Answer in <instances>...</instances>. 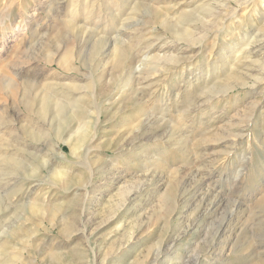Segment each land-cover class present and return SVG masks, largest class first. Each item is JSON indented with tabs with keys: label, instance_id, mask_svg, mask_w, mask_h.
<instances>
[{
	"label": "rangeland",
	"instance_id": "1",
	"mask_svg": "<svg viewBox=\"0 0 264 264\" xmlns=\"http://www.w3.org/2000/svg\"><path fill=\"white\" fill-rule=\"evenodd\" d=\"M58 1L0 0V127L7 119L10 123L3 129L2 137L18 136L39 147L37 153L44 159L52 158L54 163L49 166L54 168L58 163L69 169L62 172L60 181L53 177L47 163L34 158L27 160L29 166L35 165L33 176L28 170H14L8 165L0 168V264L9 263L7 257L13 256L22 261L12 258L15 263L9 264H264V80H246V85H236V76L226 71L232 62L229 44L242 42L240 31L256 38V30H264L261 16H249L248 6L240 7L235 17L227 21V30L214 27L211 36L196 41L197 47L184 54L190 58L172 68L169 64L167 71H148L150 80L146 86L151 85H140L142 89H138L136 80L147 71L144 72V64L131 66L147 57L144 53L150 48V56L174 52L172 44L165 41L176 39L175 27L192 22V13L201 10L204 0H94L93 10L97 11L100 3V17L95 14L86 21L87 30L95 27L94 33L90 30L77 48L64 22L71 5ZM87 1L90 5L93 0ZM254 2L257 11L264 15V0ZM76 3L73 9L80 24L84 0ZM183 10L192 11L186 14ZM241 16L247 24L240 30L237 24ZM119 28L129 32L123 36L125 40L129 36L126 45H117L110 55L102 57L111 48L108 40ZM134 28L143 30L139 35ZM99 38L100 44L96 42ZM59 40L61 46L66 44L69 60L83 76L75 71L65 72L49 58ZM260 56L264 57V53ZM244 62L233 66L239 69ZM34 63L39 69L31 68ZM182 63L186 68H182ZM17 68L30 69V79L36 77L40 88L51 77H58L56 82L89 86L78 96L89 107L85 116L86 138L78 152L71 153L67 143L58 139L55 122L50 118L47 122L42 120L46 115L37 118L23 107L19 111L14 107L16 102L7 96L2 79L10 75L19 80L13 76ZM200 73L198 80L191 79ZM188 79L195 85L189 86ZM225 81L234 85L223 89ZM154 87H158L157 91L151 93ZM175 93L179 97L175 98ZM211 96L216 98L210 99ZM203 98L210 102L196 108ZM146 113L157 119V128L152 125L151 129L130 131V126ZM26 126L37 131L34 140ZM136 186L138 192H133ZM28 196L30 201L51 200L60 207L51 209V203L47 210L41 209V215L50 213L53 218L48 216L35 223L28 218L29 207L22 206L28 203ZM79 210L82 215L84 212L86 225L71 220ZM62 214L68 227L62 228L58 221ZM82 228L86 229L84 233Z\"/></svg>",
	"mask_w": 264,
	"mask_h": 264
},
{
	"label": "bare ground",
	"instance_id": "2",
	"mask_svg": "<svg viewBox=\"0 0 264 264\" xmlns=\"http://www.w3.org/2000/svg\"><path fill=\"white\" fill-rule=\"evenodd\" d=\"M60 1V0H59ZM58 1V2H59ZM74 3L71 1V0H63V3L67 2L66 4H70L71 7L69 9H67V17H65V24H68L69 26V29H70V32H71V37L73 38V40L75 41V45H76V48L79 44V41L81 39H84V37L86 35H88L89 31L92 30V29H89V31L87 30V22L89 20V18L93 15H97L99 16L100 14H98V9L100 7V3H98V5L96 6V9L97 11L93 10V5H94V0L90 3H88L87 0H84V7H83V10L81 11V14H79L80 16H82V23L78 24V21H77V11L76 9L74 10L73 7H75L74 5L77 4V0H73ZM102 2L101 3H104L105 1L101 0ZM129 1V0H128ZM139 1V0H137ZM255 0H211L209 3L207 4H204L207 2V0H204L203 1V4L201 5V10H199V12H197L196 14L192 13L193 15V19H192V22H183L181 23L182 24V27H175V29L173 30V33L175 34V38L176 39H173L172 41L170 42H167V40L165 41L166 43H170L172 44V48H173V51H171V54L170 55H162V56H158V55H153V56H150L147 55L151 50L152 48L148 49V51L146 53H144V55H146L147 57H140L142 59H140L139 61H137V65H133L131 67H139L140 64H144V67H145V71H147L146 75H141L142 73L139 71L137 72L139 75H141L140 77H138V81L136 80V82L138 83V89L142 87L141 86H146V82H148L150 80V72L152 71V73H159L161 71H163V69H165L166 71L168 70L167 69V66H169V64H171V68L172 67H175L177 66L181 61L185 60V58H190L188 56H185L184 54L187 53V52H191L192 49L196 46L197 42L196 41H201L202 38H204L205 36H211V32L214 31V27L216 26H219L221 27L222 29L224 30H227V26H228V23H229V19H233L236 15V10L239 9L240 7L244 6V7H247L249 8V16L250 14H257V15H260L261 19H260V22L262 23L261 26L264 27V15H262V13H259V11H257V7L255 6ZM52 2V1H51ZM57 2V1H56ZM79 2V1H78ZM234 5H233V4ZM54 4V3H53ZM79 4V3H78ZM141 4H144V3H141ZM20 5V4H19ZM61 5V4H60ZM133 5H136V3H134ZM204 5H206V9L202 10ZM264 5V3H263ZM11 6V5H10ZM132 6V5H131ZM12 7V6H11ZM52 7V6H51ZM56 7V5H55ZM63 7V6H62ZM134 7V6H133ZM148 7V6H147ZM10 9V7H7ZM54 8V7H53ZM52 8V9H53ZM76 8V7H75ZM13 9V8H12ZM58 9V8H57ZM62 9V8H61ZM106 9V8H105ZM150 9V8H149ZM154 9V8H153ZM19 10V9H18ZM49 10V9H47ZM57 11V10H56ZM186 14H189L191 13L192 10H183ZM10 12V11H9ZM119 13V12H118ZM264 14V13H263ZM243 15V14H242ZM139 16V15H138ZM141 16V15H140ZM100 17V16H99ZM79 18V17H78ZM81 18V17H80ZM147 18V17H146ZM137 19V18H136ZM98 20V19H97ZM251 18H248V21H250ZM228 21V23H227ZM231 21V20H230ZM246 20H243V17H239L238 19V24L237 26H239L240 30L241 28H243V24H247L245 23ZM95 22V21H94ZM133 22V21H132ZM131 24V23H130ZM103 25V24H102ZM138 25V24H137ZM136 25V26H137ZM143 25V24H142ZM67 26V27H68ZM119 26V25H118ZM122 26V25H121ZM126 26V24H125ZM123 26V27H125ZM242 26V27H241ZM36 27V26H35ZM142 27H146L145 25L142 26ZM127 28V27H126ZM156 28V27H155ZM238 28V29H239ZM106 29V27H105ZM123 29V28H121ZM121 29L119 28L118 30H115L116 32L115 35L110 38L108 41L110 43V47L108 46V48H110L108 50V52H106L104 54V56L102 57H105L107 55H110L115 47L117 45H120V44H124V46L126 45V40L127 38H129V36L126 38V40L123 38V36H126L127 34L129 35V32L127 31H121ZM131 29V28H129ZM133 29V28H132ZM134 32L136 33L138 30H139V35H140V30H143V29H136L134 28ZM151 29V27L149 28V30ZM153 30V29H152ZM216 30V29H215ZM262 28L260 29H257L256 32H257V37L252 39L250 38L249 34H246V33H242L243 31H240V34L241 35V40L242 42H237L235 44H229L231 48H228V52H229V57H231V65L228 66V69L226 70L227 73L229 75H235L236 76V80H234V84L238 85V84H242V85H246V80H254L255 82H258V81H262L264 80V57L261 58V54L264 53V30L261 31ZM69 31V30H68ZM93 31V30H92ZM131 31V30H130ZM148 31V29H147ZM179 31H181L179 33ZM130 33V38H131V35H134L135 33ZM154 32V31H153ZM94 33V31H93ZM125 33V34H124ZM146 33V31L144 32ZM39 34V33H38ZM138 34V33H137ZM255 34V33H254ZM101 35V34H99ZM138 35V36H139ZM216 35V34H215ZM256 35V34H255ZM66 37V36H65ZM64 39H67L65 38ZM96 37V36H95ZM133 37H136L137 36H133ZM171 37V36H169ZM71 38V39H72ZM97 38V37H96ZM95 38V39H96ZM106 38V37H104ZM165 38V37H164ZM249 38V39H248ZM70 39V38H69ZM67 39V40H69ZM100 39L102 38H99L96 40L97 43H99ZM107 39V38H106ZM132 39V38H131ZM160 39V38H159ZM171 39V38H170ZM42 40V39H41ZM72 40V41H73ZM104 40V39H103ZM130 40V39H129ZM157 40V38H156ZM206 40V39H205ZM240 40V41H241ZM131 41V40H130ZM129 41V42H130ZM133 41L135 40H132L131 42L134 43ZM143 41V40H142ZM195 41V43H194ZM54 42V41H53ZM58 43L56 44L57 46L54 47L53 49H55V52L52 53L53 56L57 57L58 58H55L53 57L51 54L49 58L52 59L53 62H55L57 64L58 67H61L62 69L66 70L65 72H77L78 76H83L82 74L78 73V71H80L78 69L77 66H74L72 63V59L69 60V49L67 47H65L66 44H63L61 46V40L57 41ZM66 42V41H65ZM69 42V41H68ZM83 42V40H82ZM130 42V44H131ZM181 42H184V43H181ZM203 42V41H202ZM55 43V42H54ZM103 43V42H102ZM101 43V44H102ZM108 44V42H106ZM35 44V43H34ZM39 44V43H38ZM60 44V45H59ZM100 44V43H99ZM184 44V45H183ZM47 45V43H46ZM81 45V44H80ZM214 44H212V46H214ZM228 45V46H229ZM48 46V45H47ZM103 46V45H102ZM131 46V45H130ZM135 46V45H133ZM202 46V44H201ZM227 46V47H228ZM118 47V46H117ZM199 47V46H198ZM107 48V49H108ZM120 48V47H119ZM106 49V48H105ZM124 49V48H123ZM125 50V49H124ZM211 50V49H210ZM53 51V50H52ZM62 51V52H61ZM259 51H261L259 53ZM176 53H179L180 55L178 54H175ZM235 52V53H234ZM259 53V54H257ZM47 54V56H48ZM55 54V55H54ZM113 55V54H112ZM111 55V56H112ZM253 55L255 56V59L253 57ZM138 57V56H137ZM136 58V56H135ZM129 59V58H128ZM167 60H172L170 63H167ZM102 61V59H101ZM241 61H245L244 64H242L241 66H239L240 68L238 69L235 68L233 65L236 63V62H241ZM47 62H51V60H48ZM139 62V63H138ZM128 63V62H127ZM37 63H34V66L31 67L32 69L34 67H37L39 69V66L36 65ZM131 64V63H130ZM128 64V65H130ZM136 64V63H135ZM239 64V63H238ZM182 68H186L185 64L182 63ZM257 66V67H256ZM207 67V66H206ZM256 67V68H255ZM124 68V67H123ZM127 67H125L126 69ZM216 68V66H214L212 69L214 70ZM235 68V69H234ZM135 69H138V68H135ZM144 69V68H143ZM143 69H141V71H143ZM16 70V71H15ZM14 70V74L13 76L18 78L19 80H15L12 76L10 75H4V78L2 79V84H3V87L5 88L6 90V93H7V96H9L12 101H15V105L14 106L18 111L22 109L26 110L27 112H32L35 114V116L37 118H39V115L42 116H45V117H42L43 121L47 122L48 119L50 118V121L51 122H55L56 124V136H58L59 138L58 139H62L64 140L66 143H67V146L70 148V152L71 153H76V151L78 150V148L81 146V144L84 142V139L86 138V133H87V121L85 119V116H87V114L89 113V107L88 105L84 104L83 99H81V97H78L81 95L80 91L83 89V88H87L89 89V86H86V85H81V84H77V83H66V82H56V79H58V77H51L50 81H47V84L45 83L44 85L39 86V80L35 79L32 81L30 78L33 77V75H30L31 73V70L30 69H22V68H17ZM137 71V70H135ZM148 71H150L148 73ZM188 72L189 73H193V71L190 70V68H188ZM208 72V71H207ZM124 73V72H123ZM130 73V72H129ZM54 72H52V74H48L47 77H50V75H53ZM137 74V76H138ZM132 75V74H131ZM193 75V74H192ZM220 75V74H219ZM32 76V77H31ZM36 76V75H35ZM136 76V74H135ZM136 76V77H137ZM201 76V73L200 75H195L194 78L192 77L191 79H195V80H198V77ZM235 76H232V77H235ZM228 77V76H227ZM127 79V78H126ZM125 79V80H126ZM191 79H188V83H189V86H194L195 83H193V81ZM235 79V78H234ZM52 80V81H51ZM135 80V79H134ZM133 80V81H134ZM227 80V79H226ZM228 81V80H227ZM227 81H225L224 84H222L221 86L224 85L223 89L224 88H227V86L231 85L232 83L229 82L227 83ZM15 82H18L15 83ZM129 83V82H128ZM136 83V84H137ZM198 84V82H197ZM196 84V85H197ZM219 84V83H218ZM232 84V85H234ZM255 84V83H253ZM132 85V84H131ZM141 85V86H140ZM151 85L150 83L147 84L146 88H148V86ZM249 85H252L249 84ZM158 86V85H157ZM136 87V86H135ZM126 88V87H124ZM129 88V87H128ZM127 88V89H128ZM157 88L158 87H154L152 89V92L151 93H155L157 91ZM222 88V87H221ZM230 88V87H228ZM232 88V87H231ZM134 89V88H133ZM131 91V89H130ZM133 91V90H132ZM75 92H78V95L75 97ZM87 92V91H86ZM135 92V91H134ZM140 92V91H139ZM188 92V91H187ZM137 93V91H136ZM133 94V93H132ZM135 94V93H134ZM139 95V94H138ZM178 93H175V98L179 97L177 96ZM137 96V95H136ZM139 97V96H137ZM141 97V96H140ZM138 98V99H141V98ZM196 97V96H195ZM203 97V96H202ZM215 96H211L209 97L210 99H213ZM175 98H174V103H172L173 105L176 104L175 102ZM206 98V97H205ZM201 99L198 101V103L196 104V108L197 106L199 105H203L205 102L207 103L208 101L210 102V99L207 98V99ZM216 98V97H215ZM159 99V98H158ZM177 100V99H176ZM189 101V100H188ZM170 102V101H169ZM254 102V101H253ZM83 103V104H82ZM196 103V102H195ZM179 105V104H178ZM253 105V104H252ZM252 108H255V107H252ZM167 109V108H166ZM149 113H146L144 114L141 118H139L132 126H130L129 130L130 131H138L140 130L141 128H144L147 130V128H150L149 126H152V125H155L154 128H157V126L159 125V122L157 121V119H155L154 117H150L152 115H148ZM251 114V113H250ZM253 114V113H252ZM248 116V115H247ZM252 116V115H251ZM32 117V116H31ZM89 117V116H88ZM99 115L97 113V117L96 119H98ZM246 117V116H245ZM1 118V117H0ZM160 119H162L161 117H159ZM85 119V121H84ZM246 120V119H245ZM29 121V120H27ZM31 121V120H30ZM244 121V120H242ZM241 121V122H242ZM249 121V118L248 120ZM247 123V122H245ZM35 125V124H34ZM1 126V124H0ZM10 126V123H9V119L6 120L5 124H3L2 127H0V137L4 136V133H3V129L4 128H8ZM39 126V125H38ZM151 129V128H150ZM143 130V129H142ZM153 130V129H152ZM26 131H29V134H30V138L32 140H34L33 136H37V131H35L32 127H29V126H26ZM167 131V130H166ZM171 131V130H170ZM169 131V132H170ZM154 132V131H153ZM64 133V134H63ZM164 133V132H163ZM123 134V133H122ZM162 134V133H161ZM9 135V134H8ZM12 135V134H11ZM60 135L64 136V137H60ZM164 136V135H163ZM233 136L235 137L236 134H233ZM13 137V136H12ZM11 139V138H10ZM8 139L6 137V139L4 137L0 138V141L3 140L4 142H0V168L2 167H5V166H10L12 167L14 170L15 169H21V170H25V171H30L32 176L34 175V173L36 172L35 171V165H31L29 166L28 163H27V160H29L30 158H34L37 162L40 161L41 164H46L47 163V167L48 169L51 170V173L53 175V177H55L56 179H59L61 177V175L63 174L62 172L64 173H67L68 172V167L66 165H63V166H60L58 163V165L56 164V166L53 168L51 167V165L49 166L48 163L50 162H53L54 161L51 159H44L43 156H40L37 152L39 147H36L35 145L33 144H29V143H26L23 141V139H20V137H13V139ZM37 140V139H35ZM181 140V138H180ZM179 140V141H180ZM181 142V141H180ZM131 143V142H130ZM134 143V142H133ZM136 143V142H135ZM41 147V146H40ZM55 148V147H54ZM43 150V149H42ZM57 153V154H62V152L60 150H54V153ZM78 152V151H77ZM46 153V152H45ZM88 153V151H87ZM86 154V153H85ZM86 156V155H84ZM49 157V156H48ZM46 158H47V155H46ZM50 158V157H49ZM61 158V157H60ZM75 158V157H74ZM66 159V158H65ZM60 163V162H59ZM32 164V163H31ZM145 164V163H144ZM5 165V166H4ZM103 165V164H102ZM146 165V164H145ZM34 166V167H33ZM39 166V164H38ZM53 166V165H52ZM95 166V165H93ZM43 167V166H42ZM92 167V166H91ZM96 167V166H95ZM97 168V167H96ZM3 169V168H2ZM11 169V168H10ZM68 169V170H67ZM37 170V169H36ZM95 170V169H94ZM3 171V170H2ZM73 171V170H72ZM99 171V170H98ZM50 172V171H49ZM74 172V171H73ZM198 172V171H197ZM203 172V171H202ZM94 173V172H93ZM92 173V174H93ZM241 173V172H240ZM243 173V172H242ZM3 174V173H2ZM31 174H29L28 176L31 177ZM150 174V173H149ZM148 174V175H149ZM204 174V173H203ZM202 174V175H203ZM207 174V173H206ZM237 174V173H236ZM239 174V173H238ZM237 174V175H238ZM235 175V176H237ZM241 175V174H240ZM1 176V175H0ZM14 176V175H13ZM11 176V177H13ZM38 176V175H37ZM147 175L144 173V177H145V180L147 179L146 177ZM65 177V176H64ZM142 177V176H141ZM241 177V176H239ZM68 178V177H67ZM26 179V178H25ZM71 179V178H70ZM204 179V178H203ZM12 180V179H11ZM29 180V179H28ZM62 179L60 178V181ZM144 180V179H143ZM200 180V179H199ZM17 181V180H16ZM53 181V180H52ZM51 181V182H52ZM5 182V181H4ZM9 182V181H8ZM143 182V181H142ZM145 182V181H144ZM189 182V181H188ZM200 182V181H199ZM23 183V182H22ZM54 183V181H53ZM87 183H89V180L87 181ZM55 184V183H54ZM59 184V183H58ZM189 184V183H188ZM200 184V183H199ZM4 185V184H3ZM68 185V184H67ZM213 185V184H212ZM11 186V185H10ZM82 187V186H81ZM143 187V186H142ZM190 187V185H189ZM207 187V186H206ZM69 187L66 186L65 189H68ZM73 188V187H72ZM83 188V187H82ZM87 188V187H86ZM138 187H134V189L132 190L133 192L136 191L138 192L137 189ZM184 188V187H183ZM188 188V187H187ZM64 189V188H63ZM61 189V190H63ZM142 189V188H141ZM196 189V187H195ZM215 189V188H214ZM71 190V189H70ZM205 190V188H204ZM130 191V190H129ZM200 191V190H199ZM209 191V190H208ZM8 192V191H7ZM65 192V191H64ZM86 192V191H85ZM84 192V193H85ZM135 192V193H136ZM193 192V191H192ZM207 192V191H206ZM211 192V191H210ZM129 193V192H128ZM194 193V192H193ZM208 193V192H207ZM134 194V193H133ZM197 194V193H196ZM204 194V193H203ZM202 195V194H201ZM193 196V195H192ZM208 196V195H207ZM211 196V195H210ZM215 196V195H214ZM54 197V196H53ZM52 197V198H53ZM56 197V196H55ZM84 197V196H83ZM86 197V196H85ZM206 197V196H205ZM216 197V196H215ZM23 198V197H21ZM201 198V197H200ZM210 198V197H209ZM28 200L30 199V196H28L27 198ZM54 199V198H53ZM217 199V198H216ZM57 200V198L55 199V201ZM199 200V198H198ZM202 200V199H201ZM222 200V199H221ZM32 200V201H28V203H24L22 206L23 207H29V217L30 218V221L31 219L33 220V222H38L39 223V220L42 222V220L46 219L48 216L52 217L49 213V215L47 214L46 216L44 215H41L39 213V211L42 209L44 210H47V207H51V200ZM54 202V200H53ZM62 202V201H61ZM200 202V201H198ZM204 202V201H203ZM212 202V201H211ZM70 201H68L67 204H69ZM202 203V201H201ZM200 203V204H201ZM206 203V202H205ZM216 203V202H215ZM11 204V203H10ZM53 204V203H52ZM199 204V205H200ZM211 204V203H209ZM218 204V203H217ZM216 205V204H215ZM221 205V204H219ZM67 206V205H66ZM65 206V207H66ZM82 206V205H81ZM84 206V205H83ZM6 207V206H5ZM16 207V206H15ZM58 208L60 207V205H55L53 204L51 209L52 208ZM199 207V206H198ZM215 207V206H214ZM62 208V207H61ZM217 208V207H216ZM15 209V208H14ZM22 209H20L21 211ZM84 210V209H82ZM86 210V209H85ZM216 210V209H215ZM49 211V210H48ZM57 211V210H56ZM60 211V210H59ZM46 212V211H45ZM54 212V211H53ZM52 212V213H53ZM63 212V211H62ZM48 213V212H46ZM61 213V211H60ZM200 213V212H199ZM207 213V212H206ZM22 214H26V212L23 211ZM55 214V213H54ZM57 214V213H56ZM55 214V215H56ZM55 215H53L55 217ZM207 215L208 217V213L205 214ZM28 216V215H27ZM64 215L62 214V216L60 217H57L59 220V222L61 221V226L62 228H65V227H68L69 224H67L68 222L66 221V217H63ZM201 217V216H200ZM203 217V216H202ZM53 218V217H52ZM73 219L72 222H80L82 225H86L87 222L84 220V212H83V215H82V211H78V215H74L73 217H71ZM192 218V217H191ZM204 218V217H203ZM67 219H69V217H67ZM190 219V218H189ZM56 220V219H55ZM204 220V219H203ZM53 221V220H52ZM51 221V222H52ZM205 221V220H204ZM29 222V221H28ZM14 223V222H13ZM26 223V222H25ZM32 223V222H30ZM29 223V224H30ZM58 223V222H57ZM208 223V221H207ZM213 223V222H212ZM15 224V223H14ZM211 224V223H210ZM22 225V224H20ZM25 225V224H24ZM36 225V224H34ZM40 225V224H39ZM71 225V223H70ZM12 226V225H11ZM53 226V225H52ZM73 226V225H71ZM31 227V226H30ZM187 227V225L185 226ZM23 228V227H22ZM21 228V229H22ZM184 228V227H183ZM188 228V227H187ZM20 229V230H21ZM31 229V228H30ZM35 230V229H34ZM85 228H82V233L85 232ZM26 231V230H25ZM29 231V230H28ZM74 231H78V229L74 230ZM182 231V230H180ZM216 232V230H214ZM22 232H24L22 230ZM213 232V231H212ZM214 232V233H215ZM25 233V232H24ZM205 233V232H204ZM8 234V233H7ZM33 234V233H32ZM171 234V233H170ZM174 234V233H173ZM172 234V235H173ZM179 234V233H178ZM28 235H29V232H28ZM182 235V233H181ZM17 236V235H16ZM87 236V235H86ZM218 236V235H217ZM7 238V237H6ZM174 238V237H173ZM229 238V237H228ZM227 238V239H228ZM2 239V238H0ZM5 239V238H4ZM132 239V238H131ZM170 239V238H169ZM21 240V239H20ZM172 240V239H171ZM170 240V241H171ZM176 240V239H175ZM26 241V240H24ZM230 241V240H229ZM21 243V242H20ZM227 243V242H226ZM24 244V242L22 243ZM26 244V243H25ZM31 244V243H30ZM168 244V243H167ZM1 245V243H0ZM224 245V244H223ZM15 246V245H14ZM27 246V245H26ZM30 246V245H29ZM1 247V246H0ZM25 247V246H24ZM3 248V247H2ZM16 249V247H14ZM20 248V247H19ZM231 249V248H230ZM17 250V249H16ZM160 250V249H159ZM170 250V249H169ZM213 250V249H211ZM7 251V250H6ZM206 251V250H205ZM21 251H19L20 253ZM211 252V251H210ZM15 253V251H14ZM12 252V254H14ZM205 253V252H204ZM11 254V255H12ZM16 254V253H15ZM22 254V253H21ZM17 255V254H16ZM154 255H155V252H154ZM160 255V254H159ZM200 255V254H199ZM96 256V255H95ZM3 257V256H1ZM5 257V256H4ZM143 257V256H142ZM17 262H21L22 260H18L20 259L19 257H16V256H13V257H7V260H9V263L11 262H14V260ZM105 258V257H104ZM182 258V257H181ZM188 258V256H187ZM186 258V259H187ZM184 259V258H183ZM2 260V259H1ZM11 260V261H10ZM179 260V259H177ZM208 260V258H207ZM96 261V260H94ZM103 261V260H102ZM190 261V260H189ZM105 262V260L103 261ZM179 262V261H178ZM181 262V260H180ZM192 262V261H191ZM197 262V261H196ZM209 262V261H208ZM8 262L5 263V264H9ZM158 263V262H157ZM93 264V262H92ZM175 264V263H174ZM177 264V263H176ZM184 264V263H183ZM196 264V263H195Z\"/></svg>",
	"mask_w": 264,
	"mask_h": 264
}]
</instances>
